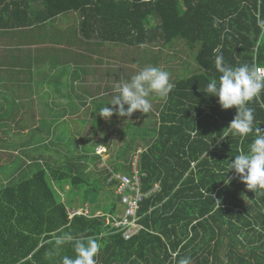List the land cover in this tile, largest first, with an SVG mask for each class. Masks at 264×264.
Here are the masks:
<instances>
[{"label": "trees", "instance_id": "1", "mask_svg": "<svg viewBox=\"0 0 264 264\" xmlns=\"http://www.w3.org/2000/svg\"><path fill=\"white\" fill-rule=\"evenodd\" d=\"M43 2L47 9L55 7L50 15L76 8L86 21L96 20L112 32L114 26L116 31L123 26L130 46L147 43L151 56L157 52L151 47L163 50L185 40L197 47L198 68L175 82L153 116V137L139 155L142 189L158 184L140 204L142 230L129 239L114 233L110 216L117 199L110 197L103 215L69 218L58 189L68 184L80 190L91 176L74 162L65 169L43 156V162L32 164L30 174L0 181V264H62L64 256L75 259L76 240L88 239L101 245L95 264H179L185 257L191 264H264V190L247 189L234 170H228L236 155L249 151L255 129L264 130V91L248 103L254 109V131L241 138L227 128L235 107L222 109L216 97L202 90L210 80H219V54L233 67L254 68L255 60L264 66V0ZM111 37L122 39L113 33ZM173 112L178 117H169ZM123 154L117 152L112 166L128 172L129 164L118 161ZM105 171L104 177L95 178V193L110 184ZM68 237L71 240L57 252L55 240Z\"/></svg>", "mask_w": 264, "mask_h": 264}, {"label": "crops", "instance_id": "2", "mask_svg": "<svg viewBox=\"0 0 264 264\" xmlns=\"http://www.w3.org/2000/svg\"><path fill=\"white\" fill-rule=\"evenodd\" d=\"M14 1L0 0V147L7 148L9 155L15 149L14 155L0 165V170L8 171L11 166L12 173L25 176L30 174L33 163L44 161V156L49 162L57 160L65 169L69 162L76 163L84 172L91 165L96 177L89 169L87 174L94 181L104 177L106 171L98 168V155L93 151L89 159L85 144L80 143L83 136L76 131L96 130V122L103 125L107 120L97 111L111 101L113 85L130 80L146 67L166 70L174 84L181 81L183 78L179 79L174 71L180 67L175 68L176 63H171L176 51L180 59L188 60L184 54L178 53L181 42L171 43L163 50L156 48L157 52L151 56L147 43L130 46V37L123 38L127 33L123 26H117L119 31L114 26L112 32L96 20L86 21L81 9L71 8L50 15V10L55 7L47 9L43 0H16L13 5ZM68 1L79 0H62V3ZM112 33L122 39H113ZM154 98L158 99L159 107L167 100L152 94L150 100ZM144 114L138 113L137 117ZM174 116L178 117L175 112L169 115ZM133 117L122 118L113 114L111 118H118L120 124L125 125L120 118ZM104 129L106 127L98 130ZM121 129L117 126L111 131ZM98 134L95 137L97 142ZM152 137L153 133L138 148L146 150ZM96 146L105 149L106 168H112L110 165L117 160V153L109 151L110 144L98 142ZM130 156L132 160L133 155ZM93 185L99 187L92 181L82 184L86 188ZM58 192L63 195L62 190L58 189ZM66 199L61 196V201L69 203L66 204L67 210L77 209L74 208L77 201L70 203ZM113 199H117L116 211L120 210L118 197H110L109 201ZM107 204L102 201L97 209L94 206L95 212L103 214V206ZM78 207L82 209L83 205Z\"/></svg>", "mask_w": 264, "mask_h": 264}, {"label": "clouds", "instance_id": "3", "mask_svg": "<svg viewBox=\"0 0 264 264\" xmlns=\"http://www.w3.org/2000/svg\"><path fill=\"white\" fill-rule=\"evenodd\" d=\"M216 51L219 52V49ZM215 68L221 74L219 80H210L202 90L206 95L216 97L222 109L235 107L236 115L227 128L233 136L245 138L254 131V109L249 107L248 103L264 91V73L248 64L230 66L225 63L222 54L216 56ZM169 77L170 74L166 70L155 66L146 67L133 75L130 80L115 83L111 101L97 112L105 120L110 119L113 114L122 118L131 116L135 111L147 114L153 107L150 100L152 94L167 98L175 87ZM255 132L249 151L246 154L236 155L228 168V170H234L240 180L245 183L246 188L253 192L264 190V130L257 127ZM96 147L94 153L98 155ZM140 150L143 151V149ZM102 152L105 153V149ZM99 161L102 162V160ZM99 169L107 170L108 168L104 165ZM225 183H229L227 178ZM70 240L71 237L57 238L56 251L59 252L61 247ZM100 247L101 245L93 239L76 240L74 242L75 259L64 256L62 264H95L94 257ZM179 264H191V258H182Z\"/></svg>", "mask_w": 264, "mask_h": 264}, {"label": "rangeland", "instance_id": "4", "mask_svg": "<svg viewBox=\"0 0 264 264\" xmlns=\"http://www.w3.org/2000/svg\"><path fill=\"white\" fill-rule=\"evenodd\" d=\"M262 33H263V35H262V40L260 41V44L262 46H264V29H263ZM179 41L181 42V44H180L178 53L184 54L188 60L185 61L184 58L180 59L179 56H177V51H176V53H175L176 55H174L171 58V63H173V62L176 63L175 68H176V66L180 67L178 69L177 68L174 69V71L176 72L178 78L181 79V78L187 77L189 75V73H192L194 70H196L198 68V65L195 61V56L197 54V47L188 44L185 40L181 39ZM156 48H159V47H157V46L151 47L150 50H154ZM180 61H181L182 65L180 64ZM167 62H169V60H167ZM168 64H170V63H168ZM151 103L153 106H156V108H152V109H154V111L151 110L149 113L144 114L143 117H140V116L137 117L138 113H140V112L135 111L131 114L134 116L133 119H130V118L129 119H122V118H120V120H123L125 122V125L120 124L118 118H115V119L111 118V119L107 120L105 123H103V125H99L98 122H96V124H95L96 130H86V131H79V132L76 131V133H79L80 135L83 136V139L81 140L80 143L85 144L84 149L89 152V159L92 157L91 155L95 149L94 148L95 145L98 142L99 143L103 142L104 144L105 143L108 145L110 144L109 151L111 150V152H115V153H117L118 151L123 152L124 154H123V157L121 158L120 161L123 164H129V162L131 160V156L129 158V155H132V152H134L140 145H143L144 142L146 141V139L150 138L153 131H154L153 127H154L155 118L153 116H155V113L161 109L162 104L159 107V102H158L157 98L152 99ZM137 119H139V120H137ZM117 126H120L122 129L111 131ZM100 127H106V129L98 130ZM97 133H99L98 134V136H99L98 142L95 141V137H97L96 136ZM140 148H141V146H140ZM6 149L7 148L3 149L0 147V165L5 164V162L7 161L6 159L12 157L11 155H14L15 149L10 151V155L8 154ZM97 153L99 155V156H97L98 159L102 160V162L101 161L98 162V168H102V163H104V165H107L108 160L106 161V158L104 157V154H103L104 152H97ZM110 166L112 167V169L114 171H118V170L114 169V167L112 165H110ZM9 169L10 170H8V171L0 170V181L1 182L6 183L9 180L15 181V180H17L23 176L21 173H19L18 175H16V173H12L11 166ZM88 169L91 171L93 176L96 175V173H95V171L91 165H89V167L86 169V172H85L86 174H87ZM118 172H125V171L119 170ZM86 174H85V176H87ZM100 175H102V174H100ZM90 181L95 182L94 179H90ZM96 187H97L96 185H93L90 188L84 187V188L79 190V189H73L70 186H68V188H67V184H66V188H67L66 189V188H64V185H63L62 193L67 198L66 200H68L70 203H71V201L73 203V200L78 202V204L75 205V207H74L77 209H73L71 211L78 210L77 212H80V209H78L79 208L78 206H80V204H81V206L83 205L82 208L85 209V213H82V214L87 215V216L90 215V216H94V217H98L100 215H103L102 213H99V212H92L91 213V210H93L94 206L96 207L97 205H100V203H102V201L106 202V203L108 202L106 197H112L113 196L110 194V192L112 190V186L106 185V186L102 187V189L98 193H95L93 190V188H96ZM55 188H56V186H55ZM107 191H109V193ZM63 195H61V196H63ZM118 202H119V200H118ZM65 203L67 205L69 204L67 201ZM68 211L69 210H67V213H68ZM76 214H81V213H76ZM68 217L71 218L72 214L68 213ZM106 221H108V219H106Z\"/></svg>", "mask_w": 264, "mask_h": 264}, {"label": "built area", "instance_id": "5", "mask_svg": "<svg viewBox=\"0 0 264 264\" xmlns=\"http://www.w3.org/2000/svg\"><path fill=\"white\" fill-rule=\"evenodd\" d=\"M257 46L258 44L255 46V55ZM254 68L264 73V66L257 65L256 60ZM102 151H104L103 147H96V153ZM140 152L141 150L138 149L133 155L129 172H118L112 168L107 169L109 176L106 182L112 186V190L119 198V204L121 205V209L110 216V224L114 228V233H121L124 239L131 238L139 230L143 229L142 224L139 222L141 216L138 214L140 204L146 197L158 189L157 184L147 191L142 189L141 177L143 174L138 166ZM102 166H104L103 163ZM77 211L69 210L68 213L72 214V216L74 213H85V209H80V212Z\"/></svg>", "mask_w": 264, "mask_h": 264}]
</instances>
